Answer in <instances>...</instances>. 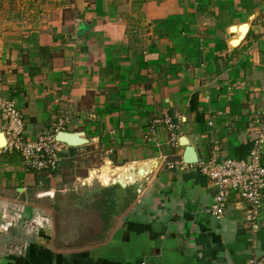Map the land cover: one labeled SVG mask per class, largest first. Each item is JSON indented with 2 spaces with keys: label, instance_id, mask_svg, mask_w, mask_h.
Wrapping results in <instances>:
<instances>
[{
  "label": "crops",
  "instance_id": "crops-1",
  "mask_svg": "<svg viewBox=\"0 0 264 264\" xmlns=\"http://www.w3.org/2000/svg\"><path fill=\"white\" fill-rule=\"evenodd\" d=\"M47 7L36 27L0 31V100L19 111L27 140L53 127L86 140L64 144L59 165L81 152L101 166L86 181L103 185L94 204H101L96 233L104 239L62 248L52 236L54 199L68 177L61 166L46 176L28 170L4 144L0 264H251L262 257L264 191L252 224L238 200L215 220L216 191L197 164L213 148L219 159L248 158L253 119L264 113V0H54ZM164 116L174 130L150 131ZM2 126L0 117V133ZM181 137L197 164L183 163ZM140 163L151 166L146 180L108 186ZM34 216L49 226L29 232L23 224Z\"/></svg>",
  "mask_w": 264,
  "mask_h": 264
},
{
  "label": "built area",
  "instance_id": "built-area-1",
  "mask_svg": "<svg viewBox=\"0 0 264 264\" xmlns=\"http://www.w3.org/2000/svg\"><path fill=\"white\" fill-rule=\"evenodd\" d=\"M0 117L3 120L2 134L5 138L4 150L21 156L26 168L34 172H55L59 165V153L65 145L55 140L58 127L45 130L34 140H27L24 136V124L19 111L12 102L0 100ZM254 139L251 142L248 158L219 159L217 149L211 151V158L197 164L199 172L204 175L216 193L210 207L215 220H219L224 213L225 204L238 200L245 204L246 221L252 224L257 218L264 191V165L262 163V145L264 143V113L257 112L253 119ZM59 125V124H58ZM163 125L169 131L175 126L170 118L164 116L151 124ZM60 126V125H59ZM23 226L29 232H36L39 228L49 226V221L40 216L25 220ZM251 264H264V255Z\"/></svg>",
  "mask_w": 264,
  "mask_h": 264
},
{
  "label": "rangeland",
  "instance_id": "rangeland-1",
  "mask_svg": "<svg viewBox=\"0 0 264 264\" xmlns=\"http://www.w3.org/2000/svg\"><path fill=\"white\" fill-rule=\"evenodd\" d=\"M54 0H0V31L11 26L34 28L37 26V18H41L50 7ZM8 18V23L6 19ZM21 21L24 24H21ZM13 22V23H9ZM75 163L67 162L65 165H58L59 170L68 177L67 182L59 184L57 188L58 196L54 202L57 203L55 210V228L52 230V236L65 249H84L90 247L86 243L96 244L104 239L101 231L96 233L97 228L102 224L98 215L101 213V204H94L97 193L100 192L101 186L97 181L95 185L91 184L88 179H93L89 174L92 169L98 170L101 166L97 161H92L81 152L74 154ZM95 165V166H93ZM61 166V168H60ZM57 168V169H58ZM93 170L91 172H93ZM127 170V169H126ZM124 168L121 172V179L124 181L134 179L135 175L126 171ZM46 176V172L41 175ZM78 178H75V177ZM80 177H85L81 179ZM99 185H97V184ZM109 186V185H108ZM118 187V186H109ZM132 187V186H131ZM92 197H94L92 199ZM100 198V197H98ZM94 204V208H92ZM89 209V212H87ZM88 214V215H87ZM95 217V219H94ZM94 219L91 223H89ZM112 221L109 222L111 226ZM87 228V229H86ZM91 228L93 230L91 231ZM96 234V236H95ZM92 237H88L91 236ZM87 237V238H86ZM107 238V237H106ZM105 238V239H106Z\"/></svg>",
  "mask_w": 264,
  "mask_h": 264
},
{
  "label": "water",
  "instance_id": "water-1",
  "mask_svg": "<svg viewBox=\"0 0 264 264\" xmlns=\"http://www.w3.org/2000/svg\"><path fill=\"white\" fill-rule=\"evenodd\" d=\"M55 140L71 148H76L86 142V140L82 138L81 134H72L65 131H58L55 134ZM181 142L185 146L183 163L186 165L197 164L198 159L193 147H191L183 137H181ZM4 144H5V139L3 137V134L0 133V147H2ZM124 169L125 170L127 169L126 171H129L130 173L134 174L135 175L134 179L123 182L121 180L113 178L109 186H118L120 188L125 189L134 186L135 184H138V182L140 181L146 180L151 172V166L148 163H140L137 166L128 165L124 167ZM143 170H144V174L139 175L140 172H142Z\"/></svg>",
  "mask_w": 264,
  "mask_h": 264
},
{
  "label": "bare ground",
  "instance_id": "bare-ground-1",
  "mask_svg": "<svg viewBox=\"0 0 264 264\" xmlns=\"http://www.w3.org/2000/svg\"><path fill=\"white\" fill-rule=\"evenodd\" d=\"M144 174V170L142 171V172H140V174L139 175H143Z\"/></svg>",
  "mask_w": 264,
  "mask_h": 264
}]
</instances>
